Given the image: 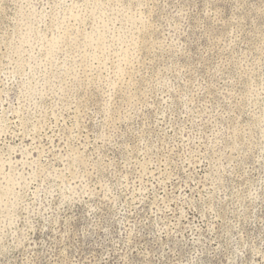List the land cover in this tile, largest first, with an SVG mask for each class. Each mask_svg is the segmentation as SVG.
<instances>
[{
	"label": "rangeland",
	"instance_id": "374dc122",
	"mask_svg": "<svg viewBox=\"0 0 264 264\" xmlns=\"http://www.w3.org/2000/svg\"><path fill=\"white\" fill-rule=\"evenodd\" d=\"M0 264H264V0H0Z\"/></svg>",
	"mask_w": 264,
	"mask_h": 264
}]
</instances>
